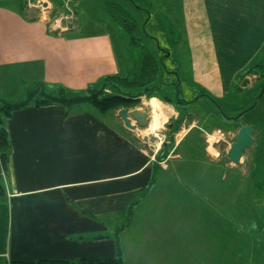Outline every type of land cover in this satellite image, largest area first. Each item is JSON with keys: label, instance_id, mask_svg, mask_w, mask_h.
Here are the masks:
<instances>
[{"label": "crops", "instance_id": "1", "mask_svg": "<svg viewBox=\"0 0 264 264\" xmlns=\"http://www.w3.org/2000/svg\"><path fill=\"white\" fill-rule=\"evenodd\" d=\"M108 1L116 2L74 0L78 17H62L53 26L23 9L24 0H0V92L6 90L7 75L28 79L30 86L25 91L41 84L47 91H80L98 87L106 76L126 74L129 39L108 14ZM128 1L139 13L130 10L134 17L146 18V29L162 43L171 44V49L164 47L160 52L170 49L172 57L178 48L179 57L187 60L184 66L191 83L185 86V96L209 112L208 116L222 117L219 101L239 96L234 94L244 89L243 76L249 68L264 74V0ZM80 4L86 6L87 17ZM147 4L157 13L148 10ZM166 8L168 23L161 11ZM161 76L165 78L166 72L159 68ZM159 83L163 80L158 79ZM170 85L173 89L178 86ZM257 86L258 82L251 87ZM258 97L255 94L254 101ZM0 99L6 98L0 93ZM147 99L149 105L154 99L165 108L164 104L173 106L172 101L164 103L159 97ZM147 105L138 108L148 111ZM233 105L228 121L241 124L236 117L242 109L236 111ZM118 112L102 115L93 108L31 105L9 118L6 127L11 149L0 190V264L78 263L117 255L113 220L139 199L154 175L152 146L139 136L150 125L153 109L148 111V126L137 131L126 128ZM169 112V116L175 113ZM123 264H127L124 253Z\"/></svg>", "mask_w": 264, "mask_h": 264}, {"label": "rangeland", "instance_id": "2", "mask_svg": "<svg viewBox=\"0 0 264 264\" xmlns=\"http://www.w3.org/2000/svg\"><path fill=\"white\" fill-rule=\"evenodd\" d=\"M64 1L54 0L53 7L51 0H24L29 2L24 9L55 26L62 22V17L69 20L72 14L73 18L78 17L74 0ZM115 1L129 11H136L135 5L128 0ZM65 4H68L66 8ZM79 6L87 17L86 6ZM146 8L153 14L156 11L148 4ZM161 11L164 22H170L165 16L167 8ZM144 19L138 18L141 25ZM56 29L60 31L61 25ZM150 35L149 50L158 59L160 72H166L165 78H159L166 84L161 85L158 93L162 97L170 96L173 106H162L167 118L159 120L156 133L147 135L142 129L139 134L143 138L148 136L147 145L155 147L150 148L156 165L153 185L139 195V202L129 214L126 210L127 213L112 223L115 232L119 229V245L127 257V264H264V75L260 70L249 76L251 73H247L243 76L244 89L234 94L239 96L227 102L219 101L218 111L222 117L208 116L209 112L205 113L201 106L191 103V98L185 96V86L191 83L184 66L188 65L187 60L179 57L178 48L170 57L171 44L162 43L156 34ZM143 39L147 40L144 35ZM128 46L127 43L126 48ZM164 47L170 49L160 52ZM120 59L124 61L122 56ZM172 82L178 84L176 89L170 88ZM256 82L258 86L252 89ZM3 84L6 90L0 93L11 103L23 101L32 91H25L30 81L20 76L7 75ZM169 89H172L170 94ZM255 94L259 97L254 101ZM177 98L185 103H179ZM140 99L136 107L148 102L147 110L152 113L149 100ZM232 105L236 111L242 109L238 112L241 124L228 121ZM89 106L81 108L89 109ZM169 110L174 111L175 116H169ZM189 113L198 119L190 132L184 128ZM153 120L154 116L151 123ZM245 124L257 130L255 142L244 152L241 164L235 165L225 152L236 139L239 126ZM3 177L6 180L7 172Z\"/></svg>", "mask_w": 264, "mask_h": 264}, {"label": "trees", "instance_id": "3", "mask_svg": "<svg viewBox=\"0 0 264 264\" xmlns=\"http://www.w3.org/2000/svg\"><path fill=\"white\" fill-rule=\"evenodd\" d=\"M25 5H27V2ZM25 5L23 4V9L26 7ZM105 6L116 26L122 29L129 39V46L127 47V63L129 67L126 74L106 76L100 80L98 87H90L86 90L71 91L66 88H58L53 91H47L44 89L45 85L41 84L38 88L31 91L29 96L23 101L11 103L8 100L0 99V190L3 188V173L8 171L11 149L6 122L15 112L31 105L35 107L59 105L66 107L68 110L90 105L98 114L111 115L123 108L138 106L142 97H159L168 103L173 101L171 97H162L158 93L162 84H158L160 65L149 50L147 42L143 39V35L147 40L150 38V35L146 33L147 22L141 25L140 21L127 8L117 2L108 1ZM146 14L149 16V12H146ZM255 71L256 67H251L246 72L251 73ZM177 99L180 100L179 103H185L180 98ZM175 131L179 130L175 129ZM155 166L154 163V175L150 185H153L155 181ZM138 202L132 203L127 209L128 213L127 211L126 213L129 214ZM118 230L117 240L119 245ZM19 264H123V252L119 245V251L115 256L86 258L78 263L60 260H41Z\"/></svg>", "mask_w": 264, "mask_h": 264}, {"label": "water", "instance_id": "4", "mask_svg": "<svg viewBox=\"0 0 264 264\" xmlns=\"http://www.w3.org/2000/svg\"><path fill=\"white\" fill-rule=\"evenodd\" d=\"M118 116L121 118L126 128L132 131H136L139 127L146 128L148 126L151 114L148 111H144L141 108L135 107L132 109L123 108L119 110ZM195 120L196 116L194 114L189 113L186 115V119L184 122V128L186 129V131H189L191 129V127L194 125ZM134 121L136 123H134ZM255 131L256 130L248 124L242 125L240 127L238 135L236 136L234 142L231 144L229 151L225 152V155L233 164H241L244 152L255 142ZM140 138L145 142L149 141L148 136H145L144 138L140 136ZM152 149H155V147L152 146Z\"/></svg>", "mask_w": 264, "mask_h": 264}, {"label": "bare ground", "instance_id": "5", "mask_svg": "<svg viewBox=\"0 0 264 264\" xmlns=\"http://www.w3.org/2000/svg\"><path fill=\"white\" fill-rule=\"evenodd\" d=\"M151 104V108L153 109V113H154V120L153 122L150 124L149 128L147 130H145V133L148 135L149 133H156L157 132V128H158V124H159V120L161 119H166V114L162 108L161 102L152 99L150 101ZM211 143V142H210Z\"/></svg>", "mask_w": 264, "mask_h": 264}]
</instances>
